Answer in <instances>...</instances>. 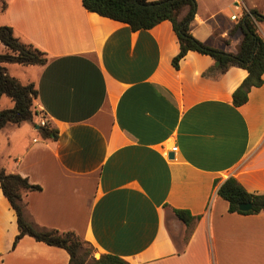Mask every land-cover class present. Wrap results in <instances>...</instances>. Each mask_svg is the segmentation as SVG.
I'll return each mask as SVG.
<instances>
[{"label":"crops","instance_id":"1","mask_svg":"<svg viewBox=\"0 0 264 264\" xmlns=\"http://www.w3.org/2000/svg\"><path fill=\"white\" fill-rule=\"evenodd\" d=\"M247 2L196 0L193 36L236 53L242 34L235 26L256 8ZM2 4L5 25L46 54L45 64H16L11 76L34 84L36 123L42 116L57 131L44 138L31 122L0 130V168L40 186L21 195L29 222L75 233L95 258L264 264V211L229 213L215 185L232 176L264 194V74L247 102L234 106L246 70L204 76L215 61L196 51L174 68L179 44L167 20L132 31L81 0ZM173 209L199 218L187 226ZM17 233L0 189V264H69L64 249L27 235L12 248Z\"/></svg>","mask_w":264,"mask_h":264},{"label":"trees","instance_id":"2","mask_svg":"<svg viewBox=\"0 0 264 264\" xmlns=\"http://www.w3.org/2000/svg\"><path fill=\"white\" fill-rule=\"evenodd\" d=\"M83 7L102 17L127 24L132 31L148 30L162 21H169L179 44L178 53L172 58L174 68L179 67L180 60L188 51H196L209 55L219 65L207 70L204 76L215 77L225 73L232 66L246 70L247 75L232 93V104L241 106L248 100L251 88L263 83L264 74V38L259 34L257 23L264 22V15L256 9L244 11L235 26L240 30L242 38L236 53L227 52L208 45L195 38L190 30V23L196 13V0H81ZM5 8L2 5L1 10ZM0 42L6 52L0 53V99L8 97L11 108L0 110V130L7 124L19 125L31 122L37 125L40 135L44 138H57V131L46 121L45 126L36 123L38 111L33 101L37 90L33 83L22 84L10 76L6 64L43 65L47 61L44 51L32 44L21 41L8 25H0ZM217 194L228 203L229 213L258 214L264 211V194L247 191L236 178L230 176L219 183L215 181ZM0 189L14 210L18 233L12 244L15 248L23 236H30L36 241L64 249L69 255V264H130L120 256L103 253L98 258L87 262L81 252L82 241L71 232H60L55 229H38L26 219L22 204V193L40 190V186L32 184L25 177L16 173H6L0 168ZM241 203H251L249 210L239 209ZM176 218L189 226L199 216H193L188 210L173 209Z\"/></svg>","mask_w":264,"mask_h":264},{"label":"rangeland","instance_id":"3","mask_svg":"<svg viewBox=\"0 0 264 264\" xmlns=\"http://www.w3.org/2000/svg\"><path fill=\"white\" fill-rule=\"evenodd\" d=\"M4 0H0V9L2 7V3H3ZM248 1L249 3L251 4H254L256 5V10L259 11V12H264V0H246ZM247 2V3H248ZM248 3V5H249ZM5 15L3 13L0 12V25H5ZM264 22H258L259 24V32L260 34L262 33V30H261V27L263 25ZM261 36L264 38V35L263 33L261 34ZM6 52V48L4 49V46L3 44L0 42V53H4ZM17 67H20L19 65H16V64H13L12 66L9 67V71L8 74L11 76L12 74H18L17 72ZM7 69V68H6ZM16 69V70H15ZM12 106V103H11V100L4 96L1 98L0 100V109H4V108H8V107H11ZM37 116H35L36 118ZM37 119V118H36ZM80 239V238H79ZM81 240V239H80ZM82 241V240H81ZM81 252L83 253L84 256H86V259H87V262L91 260V258H93L94 256L92 255V248L90 247V245H88V243L82 241V248H81Z\"/></svg>","mask_w":264,"mask_h":264},{"label":"water","instance_id":"4","mask_svg":"<svg viewBox=\"0 0 264 264\" xmlns=\"http://www.w3.org/2000/svg\"><path fill=\"white\" fill-rule=\"evenodd\" d=\"M214 65L217 67L219 65V62L215 61ZM250 208H251V203H241L239 205V209L243 211L249 210Z\"/></svg>","mask_w":264,"mask_h":264},{"label":"built area","instance_id":"5","mask_svg":"<svg viewBox=\"0 0 264 264\" xmlns=\"http://www.w3.org/2000/svg\"><path fill=\"white\" fill-rule=\"evenodd\" d=\"M45 123H46V121H45L44 117L41 116V117L39 118L38 124L41 125V126H45ZM176 149H177V147L174 146L171 150H172V151H175Z\"/></svg>","mask_w":264,"mask_h":264}]
</instances>
